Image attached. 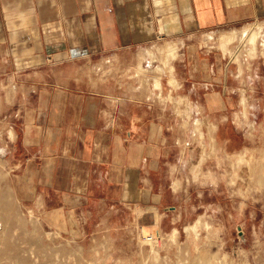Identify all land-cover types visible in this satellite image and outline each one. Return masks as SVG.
I'll return each mask as SVG.
<instances>
[{"label":"crops","instance_id":"crops-1","mask_svg":"<svg viewBox=\"0 0 264 264\" xmlns=\"http://www.w3.org/2000/svg\"><path fill=\"white\" fill-rule=\"evenodd\" d=\"M258 22L264 24V0H0V88H5L3 83L17 84L8 90V98L2 97L8 102L6 118L16 139L9 142L8 149L0 145V155L12 170L20 168L25 197L36 199L33 203L39 201L44 211L52 208L48 211L53 216L73 213L82 226L95 220L98 208L109 207L125 224L133 221L143 228L158 227L164 201L159 169L161 163H168L165 160L171 151L167 138L160 143L156 137L160 132L156 111L162 105L154 100L149 103L148 98L118 100L114 105L106 93L89 89V81L85 88L74 77L62 82L47 78L46 71L71 57L90 62L97 55L100 60L123 49L138 51L158 40L177 41L171 77L176 76L179 89L201 106L203 113L220 119L219 128L225 119L238 122L241 114L250 111L239 88L246 85L243 78L255 84L249 100L264 101V55L261 62H254L253 72L252 53L261 50L241 46L236 39L234 50L229 44L230 53L237 54L238 62L251 73L242 77L237 70L232 72L233 78L226 79L224 51L202 44L203 36L206 33L204 42L208 44V32L242 30ZM262 29L264 46V26ZM202 33V43L187 44L191 35ZM163 45L144 47L137 53L132 71L136 82H130L134 94L144 86L156 100L163 94L155 75L161 67ZM179 49L184 58L177 61L182 57ZM164 80L169 85L168 76ZM257 92L263 96H256ZM180 99L189 101L176 96L174 102ZM232 103L234 108L227 114V105L231 108ZM184 108L188 118L180 114V127L185 128L180 132H200L192 129L190 122L197 111L189 105ZM170 111L175 115L171 108L166 113ZM165 128L162 126L167 131ZM169 130L175 131L173 127ZM205 160L195 164L202 170ZM49 218L46 224L60 219Z\"/></svg>","mask_w":264,"mask_h":264},{"label":"rangeland","instance_id":"rangeland-1","mask_svg":"<svg viewBox=\"0 0 264 264\" xmlns=\"http://www.w3.org/2000/svg\"><path fill=\"white\" fill-rule=\"evenodd\" d=\"M257 24L261 25L256 27L259 33L255 48L263 54L261 51L257 55L252 53L253 72L254 62H261L264 55L263 29L259 28L264 24ZM208 33L212 36L208 37V44L204 42L206 33L203 43L202 33L191 35L187 44L196 46L202 43L208 48L218 47L224 51L226 79L233 78L231 74L237 70L242 77H246V72L251 73L247 70L249 68L245 69V66L238 62L237 56L230 53L231 47L232 50L235 48L234 41L241 37L240 29L230 28ZM229 33L236 36L234 39L232 36L229 41L231 47L221 37ZM166 41L168 40H158L144 47L162 45ZM247 41L249 43L246 46L253 49L250 40ZM139 50L123 49L118 55L105 56L103 60H98L97 55L93 60L89 59L90 62L87 58L71 57L70 60L57 64L58 68L51 65L46 71V77L56 78L60 82L63 78L74 77L81 83L80 86L83 84L82 87L85 88V83L89 81V89L106 93L114 105L118 104V100L120 103L123 99L138 98H148L149 103L157 101L162 105L163 108L158 106L156 111L160 115L157 121L160 132L156 137L160 143L163 138H167L171 151H168L165 160L168 163H161V174L158 175V184L164 189V201L159 210L162 215L161 223L155 228H143L133 221L131 224H125L122 217L113 213L109 207L98 208L99 215L94 216L95 220H88L85 226H82L76 215L71 212L65 213L64 216H53L52 211H48L53 210L52 208L44 211L39 201L33 203L36 199L31 201L25 197L27 193L23 190L20 180V168L12 170V165L7 161L0 166V199H3L0 202V218L7 214L11 218L9 223L7 222L9 225L3 218L0 220V234L4 230L7 231V236L0 235V264H264V107L255 109L257 105L263 106L264 101L261 103L249 100L251 91L255 90V84L247 83L243 78L246 85L239 87L241 95L243 96L244 92L247 97L246 108L250 109L244 112L245 116L241 114L243 122L240 117L238 122L236 118L233 120L229 117L218 128L220 119L203 113L201 106L197 107L189 95L184 94L182 88L179 89L181 84L179 85L176 76L171 77L172 72L165 67L161 57V68L158 74L155 71L160 83L158 87L160 92H163L159 100L154 96L150 97V91L145 86L134 94L130 82H136L132 71L138 62ZM179 53L182 57L177 58V61L184 58L180 49ZM96 61L98 63L93 64ZM164 76H168L169 85ZM13 84L16 83H3L6 89L0 88V145H5L7 149L9 142L16 138L10 133L9 126L13 125L6 118L5 111L8 102H4L2 97L7 95L8 98V90ZM258 92L260 95L256 96H263ZM176 96L187 97L189 101H186V105H189L193 112L197 108L198 111L192 114L190 122L192 129L200 132H180L185 128L180 127L182 111L178 110L180 106L174 102ZM168 97L170 100L164 99ZM242 104L241 109L245 110ZM170 108L175 115L171 111L166 113ZM227 108L229 111L226 112L229 114L234 108V103L231 108L227 105ZM199 118L214 123L212 130L216 138L211 135L207 125H203L202 129L196 127ZM162 126L166 127L167 131L162 130ZM172 127L175 131L169 130ZM210 136L212 140H217L216 146L214 141V145L210 144ZM242 151L246 152L248 157L246 162L237 161L238 152ZM7 156L6 151L4 158ZM199 159H206L202 170L195 164ZM6 200V206L10 210L4 206ZM51 216L59 217V222L46 224L45 221H49ZM98 218L102 220L96 221ZM189 225L190 229H187ZM174 231L178 235L173 237L171 235ZM175 238L177 239L174 242Z\"/></svg>","mask_w":264,"mask_h":264},{"label":"bare ground","instance_id":"bare-ground-1","mask_svg":"<svg viewBox=\"0 0 264 264\" xmlns=\"http://www.w3.org/2000/svg\"><path fill=\"white\" fill-rule=\"evenodd\" d=\"M255 25H257V26H255ZM259 25H261V24H250V25H247V26H245L242 30H240V38H239V43H240V45L241 46H244V45H247L249 42L247 41V40H250V43L253 45V47H255L256 46V38H257V36H258V33H259V31H258V29L256 28V27H258ZM262 26H260L259 28H261ZM208 35V37L209 38H211L212 36L210 35V33H208L207 34ZM233 36V39L234 38H236V36L233 34V33H229V34H225L224 36H221L222 38H223V40H225L228 44H230L229 43V41H231V37ZM215 38H217V37H215ZM214 38V39H215ZM177 47H178V42L177 41H167V43H165L162 47H161V49H160V54H159V57H161V59L164 61V64H165V67H167V68H169V70L171 71V72H173L174 71V67H173V64H172V62H173V58L176 56V49H177ZM254 51V50H253ZM145 52V51H144ZM146 54H148L149 55V57H151V52H150V50H146ZM235 56H237V54H234ZM150 64H152V60H150ZM161 67L159 66V69H160ZM142 72H144V73H146V71L145 70H142ZM177 103H178V105L180 106V107H178V110H181L182 111V113L184 114V116H186L187 118H188V111H186L185 110V108L184 107H186L187 105H186V102L185 101H183V100H177L176 101ZM175 102V103H176ZM180 103V104H179ZM195 111H198L197 110V108H196V110ZM198 122H200V123H198ZM198 122H197V126L196 127H198V128H201L203 125H207L208 126V128H209V130L211 131V135L214 137L215 136V133L213 132V130H212V128H213V126H214V123H211V122H208L207 120H202V119H198ZM202 129V128H201ZM201 134V133H200ZM215 139V138H214ZM212 141H214V140H212V138H211V142ZM215 141H217V140H215ZM214 141V142H215ZM213 143V142H212ZM213 145H214V143H213ZM215 146H216V142H215ZM213 147V146H212ZM214 148V147H213ZM216 153V152H215ZM214 153V154H215ZM238 160H240L241 162H242V160H244V162H246L247 160H248V157L246 156V152H244V151H242V152H238V156H237V161ZM246 160V161H245ZM250 161V160H249ZM248 161V162H249ZM239 162V161H238ZM247 162V163H248ZM252 162H250V164H251ZM4 164H6V162L3 160H0V166L2 165H4ZM249 164V163H248ZM241 165V164H240ZM239 165V166H240ZM1 170V169H0ZM196 170V169H195ZM7 196V195H6ZM5 196V197H6ZM2 200L3 199H0V202H2ZM5 202H7V200L6 201H4V203ZM2 204V207H3V203H1ZM7 205H8V202H7ZM1 206V205H0ZM4 206H6V203L4 204ZM7 207V206H6ZM8 209H9V207H7ZM5 209V208H4ZM7 209V210H8ZM10 210V209H9ZM1 211V210H0ZM4 212V211H3ZM12 213V212H11ZM1 214H2V212H1ZM1 217H2V215H1ZM13 217V216H12ZM4 220H6V221H4V222H8L9 223V220H10V218H11V216L10 215H5L4 217H2ZM2 218H0V220L2 219ZM14 218V217H13ZM2 219V220H3ZM7 223V225H9ZM1 224V223H0ZM14 224V223H13ZM2 225H4V224H2ZM10 225H11V223H10ZM13 226V225H12ZM6 227H8V226H6ZM4 228V227H3ZM2 228V229H3ZM12 228V227H11ZM5 229V228H4ZM7 229V228H6ZM13 230V229H12ZM0 231H1V228H0ZM9 231V230H8ZM13 232V231H12ZM12 232H10V233H12ZM8 234H9V232H8ZM175 234H177L178 235V233H176V231H174V233L171 235V236H175ZM0 235H2V236H7V231L6 230H4L3 232H2V234H0ZM9 236V235H8ZM10 236H11V234H10ZM169 237V236H168ZM177 237V236H176ZM10 238V237H9ZM170 238V237H169ZM3 240H4V237L2 238ZM171 239H172V237H171ZM177 238H175L174 239V242H175V240H176ZM0 240H1V237H0ZM10 241V240H9ZM173 242V243H174ZM16 243V242H15ZM3 244H4V242H3ZM8 243H6V245H7ZM17 244V243H16ZM15 244V245H16ZM12 245H14L13 244V242H12ZM1 246V245H0ZM13 247V246H12ZM17 248V247H16ZM6 249V248H5ZM5 251V250H4ZM7 251V250H6ZM5 251V252H6ZM9 251V250H8ZM10 252V251H9ZM8 253V252H7ZM5 254V253H4ZM177 255V254H176ZM93 264V263H92Z\"/></svg>","mask_w":264,"mask_h":264}]
</instances>
